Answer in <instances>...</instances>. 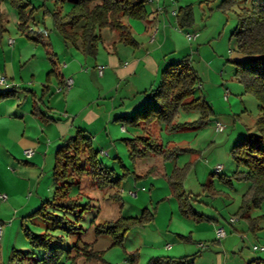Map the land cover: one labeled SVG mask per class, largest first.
Returning a JSON list of instances; mask_svg holds the SVG:
<instances>
[{"label": "rangeland", "instance_id": "obj_1", "mask_svg": "<svg viewBox=\"0 0 264 264\" xmlns=\"http://www.w3.org/2000/svg\"><path fill=\"white\" fill-rule=\"evenodd\" d=\"M56 1L57 0H25V2H27L26 13L28 15V24L30 28H32L31 34H33V29L37 32L45 31V36L47 37L45 41L52 42L53 46L58 49L56 52L60 51V60L58 63L61 64V61L63 63L66 59L63 55L66 46L63 36L55 26L54 13L60 10V15L66 16L73 7V1L64 0L58 3ZM216 1L220 4L222 0ZM205 4L207 7L208 2ZM210 5H212V3ZM0 9L5 14V31L3 32L2 39L4 37L6 39L9 37L14 38L16 42L14 44L19 46L15 54L17 61L14 66L16 74L14 78H10V81L17 85H21L20 89L14 90V92H11V94L4 99L15 98L16 101L24 100L27 93H29L28 89H33V64L36 63L38 65L40 61L46 58L50 61L48 50L41 40H33L28 36V33L26 31L24 32L20 27V9L15 4L10 0H0ZM194 12L198 23L205 24L202 17L205 16L206 12L200 9L197 0H195ZM220 14H222L224 18V24L219 22L218 17H215L213 23H210L211 25L206 28V32H213L216 30L217 32L215 35L221 31L222 36L220 38L213 39L210 42L200 45L202 47L199 53L194 49V47L196 48L198 46L196 41H192L193 51L180 54L179 57L175 58V60L181 59L185 57L186 54H190L191 56H189L195 69H200L202 67L205 69L206 63L213 61L212 68L218 71V77H215L214 80L208 77H206V79L203 78V89L201 90L205 95L207 89L208 92H210V94L207 95V99L210 101L214 113L210 116L209 121L201 126L194 125L193 127L179 129L172 132L173 134L170 136H168L169 132L166 131L167 139L169 137L178 140L186 138L190 142L183 146L191 145L193 149H197L198 153L193 154L191 158L195 159L194 157L198 155L196 158L198 159L197 168L199 172H201V168L203 169L202 166H206V172L203 175L202 173L199 174L200 179H202V184L197 180L193 182V173L189 175L196 164L195 160L189 164H187L188 162L185 163V161L190 160V150H184V153L181 151L182 153L179 152L172 157L166 158L167 160L163 159L162 156L159 160L153 155L138 158L131 156L130 146L131 143H133L132 138L136 137L133 134L135 133L134 129H141V127L121 121H113V124L109 126H100V130L106 135V131H118L121 125L124 124L126 128L124 132H118V136L113 141L109 142H104V138L100 135L95 138L92 137L93 134L90 135L86 133L92 138L94 147L99 150V159L109 168L111 179L115 181L113 187L108 186L107 188H101L97 185L93 186L94 183L92 178L85 177L81 181V189L78 184L72 186L71 193L75 194L78 193V191L82 192L81 194L79 192V196L82 197H79L80 203L90 206V209H87L84 213V217L79 219V222L83 226L82 232L59 230L64 235V240L60 243L66 248H69L79 241V238L83 241H92L96 238V242L92 243L93 248L95 250H100L102 259H93L86 264H128L131 260V254L137 255V264H149L153 257H171L175 259L187 257L190 264H236L235 262L237 261H242L240 264H248L254 259L264 260V249L255 250L253 248L255 244L259 247H264V221L259 223L261 226L255 231L249 227L248 221L238 215L242 197L241 195H237L235 190L230 189V192L232 196L238 198V203H231L229 209H227L229 211H226V214L220 215L219 217V223L228 228L229 234L234 232V235H236L234 237L231 236L227 248L225 249L222 248V243H215L217 238L213 230V226L215 225L214 222L209 219L208 216L203 220H198L184 213L180 208L178 196L174 193L171 185V176L176 167L175 162L179 161V164H176L183 172L182 189L185 195H191V197L195 199V202L197 199H201L203 202L207 201L208 198L202 197V195L205 193L204 188L206 187L208 189L207 192L210 193V174L215 171L212 168V158L210 159L209 155L212 153V155L215 153L218 154V151L222 154L229 152L228 162H231V165L233 164L235 169L238 164L231 153L232 147L241 137L240 132L242 129L246 131L248 128L255 129L256 119L260 115L259 100L252 92L245 90L243 83L240 82L235 75L237 65L234 60L243 58V55L236 50V40L231 37L232 32L237 26L236 8L234 7V9H229L228 11H221ZM105 31H109V29H105ZM181 31H183V34H186L191 33L192 30L184 29ZM188 42L190 41H187V43ZM223 51L224 56L221 55ZM34 53L36 55L35 62L33 61ZM21 56L22 58L20 59L22 60L20 62L19 57ZM89 58L93 57L91 56ZM47 74L48 70H45V79ZM216 78L221 80L220 84H217ZM159 81L160 79L155 86L160 83ZM38 85L39 87L42 86V82L40 81ZM226 88H228V91ZM4 89H7V87L0 86V90ZM40 91L41 94L42 90ZM64 91L66 90H62L59 94L63 96V94L67 93H64ZM226 92L228 93L226 94ZM198 94H200L199 88L196 91V95ZM30 95L32 97L33 94ZM140 96L143 97V100L146 99L144 94H140ZM136 100H139V98H136ZM102 102L104 103L105 99H103ZM131 113H134V111ZM115 115L116 113L114 112L112 120H115ZM200 118L201 111H197L195 108L188 109L183 106L179 108L178 119L180 123L188 122L195 124L198 123ZM217 118L220 119L225 127V132L220 133L219 139L214 141V138L217 137V132L214 131L215 126L211 124H213ZM94 131L95 130H93V133ZM137 133H142V129ZM229 135H231L230 139H228ZM60 143L63 144L64 141ZM60 143L57 142L52 150V160L50 159V162H52L49 166L52 168L48 172V180H50L51 183L54 182V159L57 147ZM101 147H103L102 151L107 152V154L101 153ZM205 150H207V152L204 154ZM21 159L20 164L23 167H21L22 172H18L20 173L19 175L27 178L28 182L30 180L31 183H36L42 175L41 166L37 168L34 165L25 164V161H31V159L26 157ZM3 161L4 156L0 153L1 179L2 181L10 182V179H7L8 171L5 172L2 169L3 166L1 165ZM162 161H169L168 164L171 167L167 166L165 168ZM157 162H159V167L152 166L153 163ZM11 167V165L8 166V169L13 170ZM44 170L46 172L45 168ZM188 175L189 178L187 177ZM218 180L219 177L217 176V181ZM237 180L238 179H234L235 182H238ZM191 188L192 194H190ZM54 191L55 185L52 192H48L44 196V201H46L47 197L51 199L54 195ZM35 197L38 196L34 186H31L22 194L21 191H16L15 197L13 198L15 205H21L20 209H24L25 206L29 204L25 210L19 212L15 210L10 212L8 210L9 214L2 213L3 206L0 200V226H2V231H0V233L3 232L0 234V264H34L38 258L43 256V251L33 248L25 234L26 228H29V230L34 233H45L48 228H51L50 220L46 219L42 213L25 216L42 206L44 201L42 202V200L36 199ZM210 200H212V198ZM209 203H211V201ZM159 205L161 209H159ZM194 208L200 210L197 205H194ZM16 210L18 211V209ZM173 211L174 217H172ZM148 212L154 214L156 218L154 217L153 220H147L148 222L142 224H135L126 232L122 243L114 244L111 236L106 234L96 237L95 225L99 222L116 220L122 216L142 218ZM258 214H264V202L259 209H254L253 216ZM70 217L72 220L76 219L75 214H70ZM230 217L236 219L233 225L229 223L228 219ZM93 220L95 221L93 222ZM233 226L239 228L238 232L232 230ZM168 227H171L169 228L170 230ZM174 229H176V232L179 231L184 237H177L176 233L171 232ZM50 232L54 235L59 233L57 230L55 231L53 229H51ZM236 242L240 243L237 248L234 247ZM167 244L171 245V247L175 246V248L169 251L165 247ZM18 250L33 251L35 254L30 255L31 257L29 259H23L22 255L24 254L19 253ZM82 261L83 259L81 258L80 262Z\"/></svg>", "mask_w": 264, "mask_h": 264}, {"label": "crops", "instance_id": "obj_2", "mask_svg": "<svg viewBox=\"0 0 264 264\" xmlns=\"http://www.w3.org/2000/svg\"><path fill=\"white\" fill-rule=\"evenodd\" d=\"M206 2H208L207 7L205 4ZM197 3L200 9L206 12L205 16L202 17L205 24H199L195 18V0H181V2L180 0L176 2H172L171 0H147V18L127 19L137 43L135 45H130L121 42L114 31L110 29L109 31H105V29L108 28H104L100 32L101 39L98 42L96 54L92 56L93 58H89L91 56L85 55L80 47V43L76 46L65 41L66 47L63 51V55L66 59L63 63L61 61V64H59L60 51L56 52L58 49L53 46V43L45 41L47 39L46 36L42 38L41 41L48 50L50 61L46 58L40 61L38 65L36 63L33 64V89H28L29 93H27L24 100L16 101L15 98H7L0 101V153L4 156V161L1 166H3V171H8L7 179H10V182L2 181L0 175V193L7 194V198L5 199L0 197L2 201L1 205L3 206L2 213L9 214V211L12 212L14 210L19 212L25 210L28 206L29 203L24 209H20L21 205H15L13 198L15 197L16 191H21L22 194L28 188L34 186L38 196L35 198L42 200V202L45 200L44 196L48 192H52L54 182L51 183L50 180H48V172L52 168L49 167L52 162H50V159L52 160L53 146L57 142H63L68 136L74 135L79 128L85 130V132L90 135L93 134L92 137L97 138L98 135L102 136L104 142L113 141L118 136V132H124L126 129L124 124L121 125L118 131H106V135L100 130V126H109L113 124V121H119V119H117L118 117L131 114V112L140 108L146 101L150 89L154 88L155 84L160 79L161 71L166 63L175 60L180 54H185L189 51L192 52V41H196L198 46L196 48L194 47V49L199 53L202 47L200 45L222 36L221 31V33L219 32L217 35H215L217 32L216 30L213 32H206V28L211 25L210 23H213L215 17H218L219 22L224 24V18L222 14H220L222 11L219 7L220 4L217 3L216 0H197ZM211 3L214 6L210 5ZM186 5H191L193 8L194 22L184 29H191V33L195 34L193 38H189L187 33L183 34L181 30L184 29L179 28L178 19L171 12L174 8H180ZM10 38L11 37L6 39L4 37L0 41V77L5 76L7 80L5 84H0V86H6L7 89L13 88L16 90L18 88L20 89L21 85L12 83L10 78H14L16 74L14 67L17 62L15 54L19 46L14 44L16 43L14 38H12L14 42L11 43ZM186 40L190 42L187 43ZM223 54L224 51L221 55ZM189 55L190 54H186V56ZM35 56L34 53V62L36 61ZM20 58H22V56L19 57L21 62L22 59ZM212 62L213 61L207 62L205 69L204 67L195 69L193 66L200 76L201 89H203V78L206 79V77H208L214 80L215 77H218V71L212 68ZM99 66H103L102 71H100ZM45 70H48L46 79L44 78ZM51 70L55 71L50 73ZM68 78H73L74 83L71 88L65 89L66 91H64V93H67L61 96L59 93L62 91H58V87L62 86V82H65ZM39 80L42 82V86L40 87L38 85L40 82ZM220 81V79L216 78L217 84H220ZM40 90H42L41 94ZM226 90H228V88H226ZM30 94H33L32 97ZM140 94H144L146 99L143 100ZM209 94L210 92H208L207 89L206 95H204L208 98L207 95ZM136 98H139V100H136ZM103 99H105L104 103L102 102ZM114 112L116 113L115 120H112ZM217 121H220V119L217 118L214 123L211 124L215 126L214 131L218 133H216L217 137L214 138V141L219 139L220 133L225 132V127L222 131L217 130ZM186 127L193 126L187 125L181 129ZM93 130H95L94 133ZM140 130L141 129L136 128L134 132L137 133ZM241 132L240 135H243L246 133V130L242 129ZM135 133H133L135 136L141 134ZM172 134V132H169L168 136ZM160 136L164 145L168 144L170 147L181 146L191 151V155L189 154L190 160L185 161V163L188 162L187 164H189L195 160L196 164L194 163L195 166L193 170L190 171L189 175L193 173V182L197 180L202 184V179H200L199 174L202 173L203 175L206 172V166H202L203 169L201 168V172H199L197 168L198 159L196 158L198 155L194 157L195 159L191 158L193 154L198 153L197 149H193L191 145L183 146L190 142L186 138H181L179 139L180 141L170 137L167 139V133L164 129L161 130ZM230 136L231 135L228 136V139H230ZM27 148H33L34 154L28 158L31 159V161H25V164L34 165L37 168L41 166L42 169V175L34 184L31 183L30 180L28 182L27 178L21 177V175H19L20 173H18L19 171L22 172L21 167L23 166L20 164V161L22 160L21 158L26 157L24 150ZM100 150L102 151L103 147H101ZM182 152L184 153V151ZM206 152L207 150H205L204 154ZM228 153L225 152V154H222L218 151V154L215 153L212 155V153L209 155L210 159L212 158V168L214 170L215 166L219 163H221L223 167L220 171L215 170L210 174V193L207 192L208 189L206 187L204 188L205 193L202 195V197L208 198L207 201L203 202V200L197 199L195 202V199H193L191 195H187V203L193 212H195L194 214L187 215L198 220H203L208 216L215 224L213 226L215 237L217 238L215 243H222V248L225 249L227 248L231 236L234 237L236 235H234V232L229 234L228 228L219 223V217L220 215L226 214V211H229L227 209H229L231 203H238V198L232 196L231 190H235L237 195L243 197L244 193L249 188V182L246 180H237L238 182H235L233 179L231 183L227 180V177L232 176L238 169V166L234 169V165L228 162ZM168 162L169 161H162L165 168L170 166ZM158 163L159 162L153 163L152 166L159 167ZM176 163L179 164V161L175 162L176 167H178ZM9 164L12 166L11 168L13 170L8 169V166H10ZM189 175L187 176L188 178ZM217 176L219 177V182L217 181ZM190 192V194H192V188ZM211 198L212 200H210ZM47 199L48 197L46 200ZM209 200L211 203H209ZM178 202L181 208V203L180 201ZM193 204L197 205L202 211L195 209ZM16 209H18V211ZM159 209H161L160 205ZM253 211L254 210L251 212L252 216ZM31 213L32 211L25 216ZM172 217H174V211ZM231 218L232 217L228 220L229 223L233 225L235 221L231 222ZM259 226H261V224ZM217 227L225 228L226 235L224 237L220 238L218 236L216 232ZM169 228L171 227H168V229ZM232 230L238 232L239 228L233 226ZM0 231H2V226H0ZM57 231L59 232V230ZM171 232L176 233L177 237H184L179 231L176 232V229ZM239 244L240 243L236 242L234 247L237 248ZM165 247L169 251L175 248V246L171 247V245L168 244ZM241 262L237 261L235 263L240 264Z\"/></svg>", "mask_w": 264, "mask_h": 264}, {"label": "trees", "instance_id": "obj_3", "mask_svg": "<svg viewBox=\"0 0 264 264\" xmlns=\"http://www.w3.org/2000/svg\"><path fill=\"white\" fill-rule=\"evenodd\" d=\"M20 9V27L33 40L39 41L46 35L45 31H35L28 24L25 0H10ZM64 0H57L62 2ZM73 7L66 16L55 11V26L66 42L80 47L87 56H94L101 30L108 28L114 31L119 40L126 44L137 43L128 18L145 19L148 17L147 0H72ZM177 1V0H176ZM222 11L236 8L237 26L231 34L236 40V50L243 55L236 59L235 75L243 83L246 91L252 92L259 100L260 115L256 119L255 129L248 128L232 147V155L238 164V169L227 180H246L249 188L242 197L238 215L246 219L249 227L254 231L264 221V214L252 216L254 209H259L264 202V0H222L219 5ZM178 26L184 29L194 22L193 8L186 5L178 8L176 15ZM5 31V14L0 9V41ZM30 31V32H29ZM55 70H51L53 73ZM160 83L150 89L146 101L134 113L125 114L117 119L141 127L142 133L132 138L131 156H156L158 159L172 157L187 150L181 146L170 147L164 145L160 136L161 130L174 132L184 126H201L209 121L214 113L213 107L201 90V79L193 68L189 56L170 61L161 71ZM64 84V82H62ZM200 94L196 95V91ZM14 92V89L0 90V101ZM195 108L201 111L198 123H180L179 108ZM155 167V166H154ZM242 167V168H241ZM174 174V175H173ZM171 176V185L178 196L181 209L186 214H194L187 203V196L182 189L183 172L175 167ZM55 191L51 199L43 202L42 206L31 214L42 213L50 220L51 228L45 233H34L26 228L25 234L33 248L43 251V256L34 264H86L93 259H102L100 250H95L93 244L97 240L83 241L79 238L74 245L66 248L60 242L64 240L61 231L54 235L53 230L80 231L83 226L79 222L90 206L80 203L79 192L72 194L75 184L82 188L81 181L85 177L92 178L93 186L107 188L114 186L109 168L99 159L92 138L85 130L79 128L77 132L66 138L57 147L53 167ZM82 192H80L81 194ZM118 196V194H117ZM80 197V198H79ZM70 214H75L72 220ZM152 213L142 218L120 217L116 220L99 222L95 226L96 237L102 234L111 236L114 244L122 243L126 232L137 223L153 220ZM148 220V221H147ZM95 220H93L94 222ZM55 242V243H54ZM23 259L34 255L33 251H20ZM83 259L80 262V259ZM128 264H137V255H130ZM22 260V259H20ZM104 261V260H103ZM149 264H190L187 257L181 259L153 257ZM248 264H264L263 259H254Z\"/></svg>", "mask_w": 264, "mask_h": 264}, {"label": "built area", "instance_id": "obj_4", "mask_svg": "<svg viewBox=\"0 0 264 264\" xmlns=\"http://www.w3.org/2000/svg\"><path fill=\"white\" fill-rule=\"evenodd\" d=\"M172 2H176V0H172ZM171 12H172L173 15L176 16L177 13H178V8L172 9ZM187 36L189 38H193L195 35H193L191 33H187ZM10 42L13 43L14 42V39L10 38ZM102 68H103V66H99L100 71H102ZM6 82H7L6 77L5 76H1L0 77V84H5ZM73 83H74L73 78L66 79L65 82H64V84L62 86L58 87V91H62V90L71 88L72 85H73ZM227 93L228 92H226V94ZM216 128H217V130L222 131L224 129V126H223V124L220 121H217L216 122ZM101 153L102 154H107V152H104V151H101ZM24 154L26 155L27 158H29V157H31L34 154V149L33 148H27V149L24 150ZM222 167H223L222 164L219 163V164H217L215 166V170L220 171L222 169ZM0 197H2V198L5 199V198H7V194L0 193ZM230 221L231 222H234V221H236V219L234 217H232L230 219ZM216 232H217V234H218V236L220 238H222V237H224L226 235V232H225V228L224 227H217L216 228ZM253 248L255 250H257V249H264V247H259L258 245H254Z\"/></svg>", "mask_w": 264, "mask_h": 264}]
</instances>
